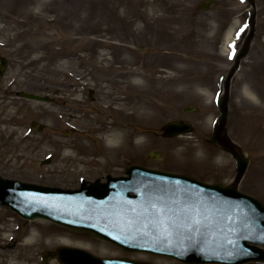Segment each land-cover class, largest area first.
<instances>
[{
  "label": "rangeland",
  "instance_id": "1",
  "mask_svg": "<svg viewBox=\"0 0 264 264\" xmlns=\"http://www.w3.org/2000/svg\"><path fill=\"white\" fill-rule=\"evenodd\" d=\"M206 1L0 0V177L75 189L141 165L231 186L236 161L212 140L226 93L222 139L249 160L238 189L264 204V0H210L204 10ZM171 121L190 133L166 137ZM115 127L124 146L107 140ZM62 246L184 264L0 206V264H46V252L47 264H61Z\"/></svg>",
  "mask_w": 264,
  "mask_h": 264
},
{
  "label": "water",
  "instance_id": "2",
  "mask_svg": "<svg viewBox=\"0 0 264 264\" xmlns=\"http://www.w3.org/2000/svg\"><path fill=\"white\" fill-rule=\"evenodd\" d=\"M210 1L201 5L208 9ZM7 62L2 61L0 74ZM21 97L47 102V97L21 92ZM227 96L218 101L221 124L213 140L237 161L238 175L232 186L206 184L168 172L131 166L124 177L108 175L106 182L83 181L79 189L65 190L0 177V205L26 220H47L87 232L129 253H146L185 264H247L264 262V205L240 192L249 160L221 137L226 124ZM187 112L197 111L188 106ZM165 134H186L189 126L170 122ZM158 158L159 153L154 152ZM151 157L153 154L150 155ZM193 221L199 223L193 224ZM199 228L188 239V225ZM263 246V247H261ZM50 254H45L48 263ZM62 264H151L129 259H104L85 250L61 247Z\"/></svg>",
  "mask_w": 264,
  "mask_h": 264
},
{
  "label": "bare ground",
  "instance_id": "3",
  "mask_svg": "<svg viewBox=\"0 0 264 264\" xmlns=\"http://www.w3.org/2000/svg\"><path fill=\"white\" fill-rule=\"evenodd\" d=\"M233 58H235V57H233ZM136 82H138V81H136ZM119 110H120V111H123L124 109H123V108H121V109L118 108V111H119ZM127 110H128V109H127ZM135 112L138 113L137 111H135ZM132 114H133V116L136 115L135 113H132ZM124 135H125V133H124V131H123L122 128L115 127L114 129H111V134L108 135L107 140H108V142H113L114 140L119 141V140H121V139H124V138H123ZM124 145H125V139L123 140V143H122L121 146H124Z\"/></svg>",
  "mask_w": 264,
  "mask_h": 264
},
{
  "label": "snow or ice",
  "instance_id": "4",
  "mask_svg": "<svg viewBox=\"0 0 264 264\" xmlns=\"http://www.w3.org/2000/svg\"><path fill=\"white\" fill-rule=\"evenodd\" d=\"M241 31H243V29H241ZM195 223H199V222L198 221H193V224H195ZM193 224H189L188 225V231H189L188 239L190 241H194L195 240V236L192 233H195V232L199 231V228L193 227Z\"/></svg>",
  "mask_w": 264,
  "mask_h": 264
}]
</instances>
